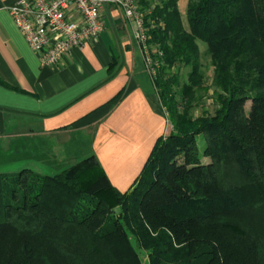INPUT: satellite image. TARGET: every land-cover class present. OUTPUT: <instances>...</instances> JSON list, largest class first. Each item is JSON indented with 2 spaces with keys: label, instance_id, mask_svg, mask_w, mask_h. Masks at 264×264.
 Masks as SVG:
<instances>
[{
  "label": "trees",
  "instance_id": "trees-1",
  "mask_svg": "<svg viewBox=\"0 0 264 264\" xmlns=\"http://www.w3.org/2000/svg\"><path fill=\"white\" fill-rule=\"evenodd\" d=\"M139 10L170 131L124 191L94 154L0 172V264H264V0H187L185 25L177 0Z\"/></svg>",
  "mask_w": 264,
  "mask_h": 264
},
{
  "label": "crops",
  "instance_id": "crops-1",
  "mask_svg": "<svg viewBox=\"0 0 264 264\" xmlns=\"http://www.w3.org/2000/svg\"><path fill=\"white\" fill-rule=\"evenodd\" d=\"M16 1L0 0V171L52 169L45 158L72 148L94 154L111 184L126 190L155 140L171 129L134 21L107 5L96 41L71 48L56 66H41L8 13ZM135 1L140 7L148 0ZM186 4L177 0L183 25Z\"/></svg>",
  "mask_w": 264,
  "mask_h": 264
},
{
  "label": "built area",
  "instance_id": "built-area-1",
  "mask_svg": "<svg viewBox=\"0 0 264 264\" xmlns=\"http://www.w3.org/2000/svg\"><path fill=\"white\" fill-rule=\"evenodd\" d=\"M107 5H114L125 18L134 21V37L152 80L159 62L150 54L148 28L135 0H17L9 6L8 13L39 64L52 67L71 48H81L98 39L103 28L101 10Z\"/></svg>",
  "mask_w": 264,
  "mask_h": 264
},
{
  "label": "rangeland",
  "instance_id": "rangeland-1",
  "mask_svg": "<svg viewBox=\"0 0 264 264\" xmlns=\"http://www.w3.org/2000/svg\"><path fill=\"white\" fill-rule=\"evenodd\" d=\"M198 44H199L200 50L204 51L205 45L202 42H200V41L198 42ZM201 61H202V65H203V68H204L203 69L204 70V74H205L204 78L208 79V81H209V77L211 75V67L208 64L209 63L208 59L206 57H204L203 53H202ZM173 71H175V68L173 69ZM186 73H187V68L181 67L178 70L179 83L180 84L185 81L184 78H186ZM147 74H148V72H147ZM204 84H206L205 81H204ZM211 90H212V88H210L209 91L203 95L202 99L197 103L198 105H196L194 107L195 108L193 110L194 115H199L202 112L203 109L206 110V111H209V112H211L213 110V108H214V104L213 103L214 102L212 100ZM249 106H250V102L246 101V103H245V111H248ZM198 140H199V137H198ZM198 144L200 146H202L201 142H199ZM85 156L86 155H76V153H73V150L71 148V149H67L66 150V155L61 157L60 159L58 157H56V156L55 157L50 156L48 158H45L46 159V163L52 169L46 170V169H42L41 167H39V169H37V168H35V166L31 167V169L36 171V172H39V173L54 174V173L60 171L61 169H63L64 167H66L67 163L70 165V164L74 163L75 161H78V160L84 158ZM21 157H18L19 159L21 158L20 161L24 160V159H27V158H25L23 156H21ZM1 158H6V157L3 156ZM13 162H14V160H13ZM22 167H24V166L22 165ZM22 167L21 166L20 167H12L11 171H5V172H17Z\"/></svg>",
  "mask_w": 264,
  "mask_h": 264
}]
</instances>
